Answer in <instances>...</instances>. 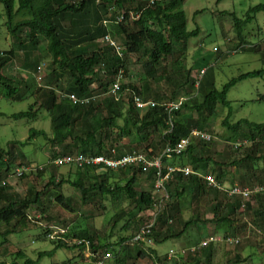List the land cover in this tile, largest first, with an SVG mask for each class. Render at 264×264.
I'll list each match as a JSON object with an SVG mask.
<instances>
[{"label":"rangeland","instance_id":"rangeland-1","mask_svg":"<svg viewBox=\"0 0 264 264\" xmlns=\"http://www.w3.org/2000/svg\"><path fill=\"white\" fill-rule=\"evenodd\" d=\"M259 3H264V0H183L182 8L187 15L188 29L192 30L199 27L201 30L197 37L189 41L186 56L165 58L158 72L164 79L159 81L147 80L144 74V62L147 55L145 47H143L140 54L129 55L128 70L125 72L123 82H132L140 86L145 93H151L149 100H155V102L185 101L197 93L203 75L202 70H209L208 72L213 73L216 87L222 89L226 82L241 73L264 68V11L259 12L254 21L244 29V41L239 38L236 32L232 16V13H235L236 16L244 18L247 10ZM135 7L136 2L131 0L127 2L125 9L128 10V24L133 22V13L136 14ZM109 8L107 14L103 4H99L98 0H90L86 11L82 14H63L58 21L65 42L87 45L89 52L98 48H105L109 54H112V50H109L108 43L104 40L105 28L112 27V21L106 24L104 19H108L110 13L116 9L114 5ZM0 11L4 14L2 4H0ZM197 11L200 12L196 13ZM6 18L4 14L1 19L0 51L9 50L15 46L14 38L5 25ZM110 36L118 44L124 46L120 36L112 34ZM241 43L250 46V48L242 50L239 47ZM237 47L240 49H236ZM177 59L183 62L181 69H177L175 64ZM51 63L52 59L46 50L45 42H41L35 47L27 41L23 49L17 51L16 59L3 68L4 74L11 77L19 87L21 95L15 97L16 100L8 99L5 98L0 89V112L4 113L0 115L1 146H6L11 140H26L30 135L31 128L44 129L51 133L50 116L45 108L40 107L42 103L47 102L50 94L49 86L53 87L57 83ZM39 65L44 68L41 80L37 76ZM188 76L190 83L185 86L184 81ZM107 77L104 74L103 83L109 79ZM68 80L69 77L64 74L61 75L59 83L64 85ZM33 84L43 89L36 92V87L34 88ZM93 96L95 102H101L106 96L104 88L102 89L99 83L95 85ZM228 99L231 102V107L218 106L216 113L212 116L199 115L193 110H186L181 116L188 132L199 129L215 136L210 143L201 140H194V143L201 154L212 155L219 162L239 160L252 148L254 140L246 127H242L240 133L237 134L223 125L222 121L231 110L229 117L231 122L235 123L240 119L264 122V77L239 81L229 90ZM31 103L39 109L40 113L37 118L15 119L11 117L12 113L26 110ZM198 125L205 127L201 129ZM85 126L86 122H84ZM256 139L260 141V149L256 153L264 156V137H257ZM31 141L23 148L15 147L17 155L14 163L16 166L19 163L30 165L33 171L28 172L23 178L9 176L8 191L33 197L36 191L43 189L52 174L57 176V180H61L63 177L73 180L78 178L80 173L76 167L57 166L53 163L55 156L67 152L52 148L43 136H38ZM139 142L140 135L133 129L125 139L122 138L119 141V144L123 148L131 144L133 151L145 154L151 152L150 148L146 149L147 142H141L140 147L136 146ZM149 142L155 148L153 155H161L165 148L161 132H153ZM182 159L184 157L167 158L163 160V164L164 166H185V161L184 165L175 163L183 161ZM44 166L42 171H35L37 167L41 169ZM213 166L210 167L209 172L218 175ZM262 168H264L262 161L258 162L257 165L251 162H245L241 166L231 165L224 168V176L218 179L216 177L219 184L226 188L225 190L209 185L204 181V190L200 193H196L191 186H186L182 198L176 199V197L171 196V206L166 209L165 217L169 216L174 220L166 224L163 223L159 240L163 239V232L167 229L172 228L178 232L183 228L185 220L196 215H199L198 217L202 220H210L214 217L213 207L215 204H231L233 201L239 200L241 207L235 215V224L233 225L236 229L234 227L230 229V227L209 221L206 226L204 224L190 226L180 238L168 239L159 244L156 242L153 245L132 246L129 244L134 261L139 264H194L201 252L187 251L182 255V249L197 247L202 236L204 238L218 234L239 237L241 241L236 244L228 242L214 244L212 264H240L243 262L246 264H264V195L255 196V194L249 198H244L227 191L235 184L240 187H255L263 183L257 178V174L261 173ZM104 171H89L84 180L96 182L99 179L98 174ZM127 171L132 172L133 170L130 168L119 169L111 171V173H117V180L124 181L128 177ZM137 172L139 178L136 185L137 189L153 192L155 176L150 177L147 172ZM170 188L173 190L178 187L177 184L170 183ZM62 192L73 198L76 211H67L51 198L50 191H46L43 194V202L28 209L30 218L27 224L20 225L18 232L10 235L9 240L0 246V262L9 264L18 257L21 251L36 258L39 251L52 250L59 240L49 238L48 233L66 230V236L72 231V227L77 230H88L94 236L95 242H105L109 239L111 243H116L121 236H129L130 238V235L134 234L137 228L147 221L152 210L150 208H137L136 203L130 201L126 196L116 198L100 193L92 194L87 203H83L81 192L68 183L62 185ZM241 247H247L246 251L250 250V253L236 261L235 252L237 248ZM143 248H146L145 255L138 257V249ZM171 250L176 252L172 258L169 257ZM53 263L95 264L92 258L83 254V248L74 247L58 248L53 256H44L40 261V264Z\"/></svg>","mask_w":264,"mask_h":264},{"label":"trees","instance_id":"trees-1","mask_svg":"<svg viewBox=\"0 0 264 264\" xmlns=\"http://www.w3.org/2000/svg\"><path fill=\"white\" fill-rule=\"evenodd\" d=\"M128 1L129 0H98L99 4L105 6L107 14L109 13L108 10L110 6L114 5V7H116L108 16L110 20L104 19V23L106 24L112 21V27L105 28L104 33L106 34H104V37L106 35L110 36V34L120 36L124 45L122 46L123 53L121 56L109 43L108 48L112 50V54H109L108 50L105 48H98L89 52L87 45L83 46L81 44H76L77 42L66 43L63 39L58 19L65 13L74 15L82 14L86 11L90 0H0V4L4 6V14L7 17L5 25L14 38L15 43L13 48L0 51V89L5 98L16 100L15 97L21 95L19 87L11 77L4 74L3 68L16 59L17 51L23 49L27 41L35 47L40 45L41 42L46 43V50L51 56L52 70L57 82L55 86H49L50 94L47 102L40 105V107L46 109L50 116L51 133L44 129L31 128L30 135L26 140H11L6 146L0 145V180H7L6 184H0V246H3L9 240L10 235L18 232V227L20 225L27 224L30 218L28 209L35 204L42 203L43 194H45L46 191H50L51 198L64 209L70 212L76 211L73 198L62 192V185L65 183L71 184L81 192L83 203H87L88 198L91 197L92 194L100 193L101 195H111L116 198L126 196L130 201H134L136 207H140L139 209L150 208V210H153L155 204L153 192L148 190L139 191L136 187L139 180L137 171L141 173L147 172L150 177H153L154 170L150 169L144 171L134 166L123 168H130L133 170L132 172L127 171L128 177H126L124 181L117 180V173H111V171L114 170H105L103 173L98 174L99 179L96 182L90 180L85 181L84 178L88 172L96 170L95 168L79 167L76 168L80 173L77 179L73 180L63 177L61 180H57V176L52 174L50 180L45 184L43 189L41 191H36L33 197L23 196L18 192H10L7 190L9 186V176L19 167L30 166L22 163L16 166L14 163L17 155L15 152L16 146L23 148L30 144L32 139L43 136L45 141H48L52 148L67 152L57 155L55 158L67 154L80 153L85 155L97 156L103 154L106 156L120 157L133 151V149H131V144L123 148L119 144V141L122 138L125 139L134 129L140 135V142L136 144V146L140 147L142 145L141 142H147L146 149L150 148L151 152L146 153V155L151 158L155 156L153 155L155 148L149 142L150 135L153 134V132H161L165 147L168 143L174 144L181 138L188 136L192 131H187L186 125L181 118L184 111L193 110L199 115L212 116L216 113L218 106L231 107V102L228 99V92L236 83L248 78L264 77V68L243 72L226 82L222 89H218L215 84L213 73L208 72L209 70H205L200 80L197 93L183 101L179 109L173 112V124L168 123L169 115L162 105V102H156L157 104L154 107L142 112L137 108L134 97L137 95L148 100L151 97V93H145L140 86L132 82L124 83V80L121 81L117 93L111 91L112 84L115 82L120 72H122L124 79L126 75L125 72L128 70L129 55L140 54L143 47H145L147 59L144 62V74L145 77H147L146 79L155 81L163 80L164 78H162L158 72L163 65L164 59L175 56L179 58L181 56L185 57L188 53L189 41L197 37L201 30L199 27L192 30L188 29L187 15L182 8L183 0H131L136 2V7L134 9L136 14L133 13L132 24H128V10L125 9ZM262 11H264V3H259L250 7L244 18H240L236 16L235 13H232L234 27L242 41H244V29L248 24L252 23L256 15ZM198 12L200 11L196 13ZM4 14L0 11V25ZM120 16H123L122 20L119 19ZM239 47L242 50L250 48V46H245L243 43H241ZM239 47L236 49H240ZM175 64L177 65V69H181L183 62L177 59ZM64 74L69 77V80L63 85L60 84L59 81L61 80V75ZM104 74L107 75L109 79L103 83L102 77ZM98 83L106 92V96L101 102H95V100L92 99L86 104H76L68 96V94L93 96L95 85ZM189 83L190 78L188 76L184 84L186 86ZM32 86H34V88L36 87V92L43 89L35 84ZM39 113V109L36 105L31 103L26 110L12 113L11 117L15 119H35L39 116ZM2 114L4 113L0 112V115ZM230 114L231 110L223 119V125L232 129L237 134L240 133L242 127H246L254 140L252 148H250L241 159L231 162H219L215 160L212 155L201 154L194 143V140L201 139L192 138L189 146L180 155L173 156L176 158L184 157V159H182L183 161L174 162L184 165L185 161V166H190L193 170L201 171L206 174L210 173L209 169L214 165L213 167L218 173V175L215 174L217 179L225 175L224 168L228 166H241L245 162H251L257 165L260 161L264 162V156L256 153L260 149V141L256 138L264 137V122H253L248 119H240L234 123L229 119ZM84 122H86L85 127ZM198 127L204 129L205 126L198 125ZM128 149L131 150L128 151ZM167 158L168 157H164V160ZM44 168L45 166L41 169L37 167L35 171L40 172ZM27 173L28 172H24V174L18 178H23ZM257 178L264 182V168L261 169L260 174H257ZM204 181L202 177L195 174L185 175L182 172H177L173 175L172 179L169 180L167 187L171 196L180 199L185 194L186 186H191L196 193L203 191ZM170 183L177 184L178 188L172 190L170 188ZM262 195L264 194L258 193L255 196ZM167 205L170 207L171 202ZM240 205L241 202L239 200H235L231 204H215L213 207L214 217L210 220H202L198 217L199 215H196L195 217L185 220L183 228L178 232H175L172 228L167 229L163 232V239L159 240V236L161 235L160 231L164 226L163 223L165 222L166 224L170 219H172V222L174 220L169 216L165 217L166 210H164V212L160 214L157 225L152 231L154 243L157 242L159 244L168 239L180 238L190 226H198L199 224H204L206 226L209 221L230 227L231 229L234 227L235 215L240 209ZM2 226H4V228H1ZM71 230L72 231L66 234L67 238L71 239L77 237L88 239L91 241L92 250L94 251L108 248L115 253L116 263L139 264L134 261V256L129 249L130 245L127 243L133 234L130 235V238L129 236H121L119 238L120 240L116 243H111L109 239L105 242H95L94 236H92L88 230H77L74 227H72ZM223 236L228 237L231 235ZM141 244L144 243H134L132 246ZM214 244L216 243L202 247H198V245L195 251H200L201 255L195 262L212 264ZM61 247L83 248L59 239L52 250L39 251L36 258L21 251L18 257L9 264H40L44 256H53L56 250ZM188 251L190 252V250ZM144 255L145 250L138 249L137 256L142 257ZM237 259L239 258L236 257V261H238ZM195 262L194 264H196ZM0 264L8 263L0 262Z\"/></svg>","mask_w":264,"mask_h":264},{"label":"built area","instance_id":"built-area-1","mask_svg":"<svg viewBox=\"0 0 264 264\" xmlns=\"http://www.w3.org/2000/svg\"><path fill=\"white\" fill-rule=\"evenodd\" d=\"M120 20L123 19V16L119 17ZM104 40L112 45L116 52L122 56L123 49L120 44L113 40L109 35L104 37ZM44 68L42 65L38 66V79H42ZM205 70H202L201 73L204 74ZM123 80L122 72H120L115 82L112 84L111 91L117 93V90L120 88V83ZM70 99L74 103L86 104L89 103L94 96H78L75 94H68ZM134 102L138 109L141 111H146L149 108L154 107L157 103L153 100H145L140 96L134 97ZM183 101H173V102H163L165 110L168 112L169 121L168 123L173 124V112L181 106ZM214 135L203 130L194 129L186 137L181 138L176 143H168L164 148L163 152L159 156L148 157L145 153L133 151L131 153L124 154L120 157L117 156H106V155H85V154H67L64 156H59L54 159V164L57 166L67 165L72 167H89L95 168L96 171L101 170H119L126 167H138L144 171L150 169L154 170L155 184L153 188V195L155 197L154 209L149 214V218L144 224H142L138 230L132 235L131 239L127 242L131 245L134 243L143 242L145 245H153L154 238L152 236V231L157 225L158 218L164 210L168 208L169 202L171 201V195L168 190L167 184L169 180L172 179L173 175L177 172H182L185 175L195 174L199 177H202L209 185L217 186L220 189H226L219 184L216 179V176L213 173L206 174L201 171H195L190 166H177V165H165L163 164L164 157L172 158L173 156L180 155L190 144L192 138H199L203 141L209 142L214 139ZM114 151V150H113ZM33 168L31 166H22L17 168L13 174L10 176L19 177L24 174V172H29ZM7 183L6 179L0 180V184L4 185ZM230 194L241 195L244 198H249L252 195L258 193H264V182L258 184L255 187H240L237 184L227 190ZM172 222V219L169 220ZM66 230L52 231L48 233L49 238L51 239H62L63 241L69 244H76L80 247H83V254L87 257L92 258L95 264H136V263H116L115 253L104 248L103 250H92V243L88 239L84 238H71L68 239L65 236ZM228 242V243H239L240 239L238 237H225L223 235H209L203 239L198 247L208 246L212 243L219 242ZM197 247L188 248L182 250V254L186 253L188 250L195 251ZM175 251L171 250L169 257L172 258L175 255Z\"/></svg>","mask_w":264,"mask_h":264},{"label":"crops","instance_id":"crops-1","mask_svg":"<svg viewBox=\"0 0 264 264\" xmlns=\"http://www.w3.org/2000/svg\"><path fill=\"white\" fill-rule=\"evenodd\" d=\"M207 235H208V234H207ZM205 238H206V237L203 238V236L201 237L202 240L205 239ZM238 238H239V237H238ZM239 239H240V238H239ZM198 240H199V239H198ZM202 240H201V241H202ZM201 241H200V242H201ZM240 241H241V239H240ZM200 242H199V243H200ZM198 245H199V244H198ZM198 245H197V246H198ZM136 246H137V245H136ZM138 246H139V245H138ZM192 247H194V246H192ZM187 248H191V247H187ZM143 249L145 250L146 248H143ZM246 249H247V247H246V248H242V247H241V248H239V249L237 248V250H236V252H235V257H238V258H240V257H241V258L246 257V255H247L248 253H250V250H247V251H246ZM182 250H183V249H182ZM145 251H146V250H145ZM139 255H140V253H139ZM182 255H184V254H182ZM241 255H242V256H241ZM248 260H249V259H248ZM246 262H247V260H246ZM244 263H245V262L240 263V264H244ZM245 264H246V263H245Z\"/></svg>","mask_w":264,"mask_h":264}]
</instances>
